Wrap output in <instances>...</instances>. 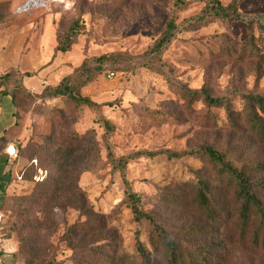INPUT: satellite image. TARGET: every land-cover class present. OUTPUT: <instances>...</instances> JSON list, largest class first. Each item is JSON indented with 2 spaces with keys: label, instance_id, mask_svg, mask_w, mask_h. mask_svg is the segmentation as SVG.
I'll return each instance as SVG.
<instances>
[{
  "label": "trees",
  "instance_id": "1",
  "mask_svg": "<svg viewBox=\"0 0 264 264\" xmlns=\"http://www.w3.org/2000/svg\"><path fill=\"white\" fill-rule=\"evenodd\" d=\"M203 1V9L182 26L178 22L179 13L186 10L191 1L172 0L171 12L160 36L145 52L132 55L120 51L86 58L57 83L46 84L39 94H33L25 87L24 78L37 75L40 71L22 72L18 68H8L0 74V94L12 97L17 117L21 97L34 102L59 99L64 103L63 107L49 110L50 132L41 136V142L30 137L23 146L16 147L18 156L26 159L35 169L34 177L37 178L34 179L33 194L45 206L71 193L75 188L73 182H69V175L75 170L83 172L94 168L102 160L104 150L107 161L114 167L118 163L109 141L116 126L102 112L106 103L98 102L86 92L103 76L123 72L134 74L140 69H147L163 76L169 89L183 101L180 115L185 118L184 121L190 119L202 127L219 128L215 108L224 110L229 121L226 145L201 143L183 150L163 151L169 159L194 157L203 163V167L192 170V180H181L173 188H162L163 210H145L144 196L124 180L126 197L117 206V211L129 209L137 224L131 254L124 252L123 246L117 243V235H104L107 225L114 228V219L96 212L85 198V193L78 189L82 198L72 197L69 202L76 205L82 215L100 218L66 229L64 238L71 244L74 264H227L230 257L239 255L245 264H264V159L243 161L231 141L233 136L242 135L243 139L247 137L264 142V91L237 88L224 95H215L208 78L201 87L192 88L175 78L164 59L182 29L191 31L204 24L219 22L229 29V34L214 36L219 49L212 58H226L234 65L253 63L257 86L264 62V13L243 12L240 6L244 0H231L226 5L221 0ZM131 2L120 0L118 10L123 12ZM7 7L9 1L0 2V23L5 20L4 10ZM234 24L245 27L243 40L236 37ZM83 26L82 13L67 23L64 20L59 23L53 59L59 52L72 49L82 34ZM236 100L241 101L240 109L235 106ZM199 103L203 105V114L200 115L196 108ZM86 109L97 114L103 129L101 138L94 128L84 133L75 129ZM145 115L153 120L163 118L183 122L180 117L162 109L146 108ZM137 152L141 156L146 151ZM35 159L37 162L33 163ZM39 172L46 173V177L41 178ZM73 195L76 196L75 193ZM5 221L6 214L4 230ZM93 232L102 236L85 242V237L80 238L83 244L74 246L75 242H79L80 234L89 236ZM43 264H59L55 252Z\"/></svg>",
  "mask_w": 264,
  "mask_h": 264
},
{
  "label": "rangeland",
  "instance_id": "2",
  "mask_svg": "<svg viewBox=\"0 0 264 264\" xmlns=\"http://www.w3.org/2000/svg\"><path fill=\"white\" fill-rule=\"evenodd\" d=\"M4 1H9V8L4 10L5 20L0 24L9 26L17 20H33L40 39L45 38V48L56 38V30L62 20L67 23L82 13L84 26L77 43L68 52H59L55 61L46 66L55 63L53 71L46 77L51 81H58L92 56L120 51L142 54L160 36L172 8V0H132L123 12L118 10L120 0H0ZM189 1V7L179 13L178 22L182 26L204 7L203 0ZM221 1L225 5L231 2ZM240 9L250 14L264 13V0H244ZM233 28L236 37L243 40L245 27L234 24ZM221 34H229V29L219 22L204 24L191 31L182 29L164 55L175 78L192 88L201 87L208 78L215 95H224L237 88L264 91V62L262 76L256 86L253 63L234 65L226 58H212L219 49L214 36ZM86 92L95 100L106 103L102 112L116 126L109 141L118 163L114 167L107 161L104 150L102 160L94 168L83 172L75 170L69 175V182H73L77 191L73 189L71 193L62 195L59 201L45 206L33 194L34 179L37 178L34 177L35 169L26 159L18 156L16 147L23 146L30 137L41 142V136L50 132L49 110L63 107L64 103L59 99L34 102L21 97L18 101V127L14 135L15 153L8 164L9 192L4 202L5 239L12 249L9 252L7 248V252L12 255L1 252L0 264L11 261L10 264H43L53 252L59 264H74L71 244L64 238L66 229L100 218L82 215L76 205L69 202L72 197L82 198L78 189L85 193V198L96 212L114 219V228L107 225L104 235H117V243L123 246V251L133 253L137 224L129 209L117 211V206L126 197L124 180L144 196L145 210L161 211L165 208L161 200L162 188H173L181 180H192V170L203 167L197 158L169 159L163 151L183 150L201 143L222 146L228 142L229 121L224 110L214 109L219 128L202 127L190 119L184 121L185 118L180 115L183 101L169 89L163 76L147 69H140L134 74L123 72L103 76ZM135 104L139 107L135 108ZM235 106L240 109L241 101L236 100ZM146 108L167 110L183 122L163 118L153 120L145 115ZM196 108L200 115L203 105L199 103ZM90 128H94L101 138L103 129L97 114L86 109L75 129L84 133ZM231 141L243 161L264 159V142L247 137L243 139L242 135L233 136ZM137 151L146 152L142 154L144 156H139ZM150 153L155 155L149 156ZM36 162V159L33 160V163ZM39 175L46 177L44 172H39ZM101 236L97 232L89 236L82 233L74 246L83 244L80 238L85 237V242ZM4 245H1L3 251ZM227 264L245 263L239 255L230 257Z\"/></svg>",
  "mask_w": 264,
  "mask_h": 264
},
{
  "label": "crops",
  "instance_id": "3",
  "mask_svg": "<svg viewBox=\"0 0 264 264\" xmlns=\"http://www.w3.org/2000/svg\"><path fill=\"white\" fill-rule=\"evenodd\" d=\"M48 26V23H47ZM45 38L40 39L37 25L33 20L27 22L17 20L9 26L0 24V74L8 68H18L22 72L40 71L37 75L24 78L25 87L33 94H39L48 83H57L55 79H46L53 71V59L56 40L44 47ZM99 102V101H98ZM18 127L17 108L10 95L0 94V211L4 215V202L8 188V164L15 153V132ZM9 241L4 239L0 251L12 255ZM8 248V250H7ZM12 262V261H11ZM10 262V263H11ZM9 263V264H10Z\"/></svg>",
  "mask_w": 264,
  "mask_h": 264
},
{
  "label": "built area",
  "instance_id": "4",
  "mask_svg": "<svg viewBox=\"0 0 264 264\" xmlns=\"http://www.w3.org/2000/svg\"><path fill=\"white\" fill-rule=\"evenodd\" d=\"M4 215L0 212V247L5 239V230L3 227Z\"/></svg>",
  "mask_w": 264,
  "mask_h": 264
}]
</instances>
